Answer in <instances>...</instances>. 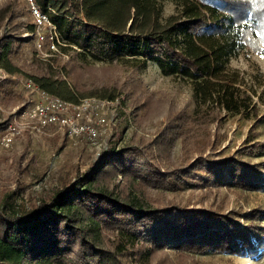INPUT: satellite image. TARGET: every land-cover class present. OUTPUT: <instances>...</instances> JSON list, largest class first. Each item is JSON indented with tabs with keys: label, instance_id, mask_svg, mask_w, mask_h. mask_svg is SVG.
Masks as SVG:
<instances>
[{
	"label": "trees",
	"instance_id": "obj_1",
	"mask_svg": "<svg viewBox=\"0 0 264 264\" xmlns=\"http://www.w3.org/2000/svg\"><path fill=\"white\" fill-rule=\"evenodd\" d=\"M171 1L174 11L164 17L161 0H34L64 42L61 55L71 53L62 64L54 61L69 80L50 63L30 74L16 64L33 40L22 37L18 25L0 36V68L25 73L62 99L123 93L132 115H140L152 100L141 77L152 61L162 75L186 81L194 102L191 109L170 111L156 137L134 133L122 146L110 145L84 172L49 189L29 209L14 201L16 191L6 193L0 200V264H180L166 252L257 255L264 247L259 204L227 210L147 199L151 188L177 191L183 185L264 192V158H248L264 157L257 130L264 125V77L256 76L257 87L247 86L228 65L245 47L264 51V32L257 31L264 0ZM27 29L33 32V22ZM96 62L125 75L117 71L108 83H88L81 68ZM11 87L10 80H0V97ZM215 108L253 120L240 152L218 160L202 154L176 160L175 142ZM8 123V116H0V131Z\"/></svg>",
	"mask_w": 264,
	"mask_h": 264
},
{
	"label": "rangeland",
	"instance_id": "obj_2",
	"mask_svg": "<svg viewBox=\"0 0 264 264\" xmlns=\"http://www.w3.org/2000/svg\"><path fill=\"white\" fill-rule=\"evenodd\" d=\"M161 2L163 16L166 17L174 11V5L171 0H161ZM30 22H33V18L26 0H0V36H4L7 29L10 30L18 25V32H21L22 37L33 38L27 29ZM257 31L264 32V21H261ZM43 55L44 51H38L32 40L30 46L22 47L20 57L16 58L15 62L28 74L40 71L42 65L50 63L54 66V70L67 79V73L61 64L70 58L71 53L53 54L50 57ZM55 60H61L60 66H55ZM228 65L242 73L247 86L257 87L256 78L260 77L256 76L264 77V51L258 53L245 47L237 55L229 58ZM117 71L104 62H96L81 68L85 81L94 84L108 83ZM24 74L8 73L0 68V80H10L12 86L8 93L0 97V116H8L9 123L18 118L19 113L30 103L31 93L24 87V82L30 77ZM118 74L121 78L125 72L120 70ZM141 77L152 94L148 110L133 116L132 107L126 102L125 95L120 93L114 96L119 99L120 105L101 144L104 143L107 147L113 144L122 146L134 133L150 135L154 138L156 128L167 125L166 117L170 111L185 106L190 109L193 107L194 102L188 83L162 75L154 62H148ZM120 78H116L115 81L121 80ZM261 109L264 110L263 105ZM214 111L213 115L209 117L205 115V118L199 119L187 136L175 142L176 160L183 156L190 157V161H193L198 154L218 160L240 152L253 120L242 119L239 116L232 117L218 108ZM7 126L0 131V200L6 193L16 191L14 201L24 209H29L49 189L60 185L62 181L72 179L77 172H84L104 150H97L84 139L74 142L63 132L32 131L29 128H21L19 132L9 135L11 141L6 144L4 138L7 134ZM257 130L260 131V139L264 140V125ZM248 158L258 161L264 157ZM147 199L155 205L175 202L188 207H208L213 204L227 210H248L253 205L259 204L264 208V192L241 193L229 186L216 190H205L195 185H183L177 191L151 188L147 193ZM258 222L264 225V222ZM166 257L174 262L180 260V264H190L191 259L195 260L191 264H264V247L257 255L220 251L196 253L191 256L189 252L181 254L169 250L166 252Z\"/></svg>",
	"mask_w": 264,
	"mask_h": 264
},
{
	"label": "built area",
	"instance_id": "obj_3",
	"mask_svg": "<svg viewBox=\"0 0 264 264\" xmlns=\"http://www.w3.org/2000/svg\"><path fill=\"white\" fill-rule=\"evenodd\" d=\"M33 18L34 30L31 33L37 50L44 51V57L62 54L60 46L64 44L55 26L49 21L47 13L41 10L34 0H26ZM24 87L31 93L30 103L19 117L7 126L4 142L11 141V135L21 128L32 131L63 132L69 139H84L86 142L103 150L107 147L102 140L108 133L113 118L118 112V98L85 96L77 100H65L40 88L32 79L24 82Z\"/></svg>",
	"mask_w": 264,
	"mask_h": 264
}]
</instances>
